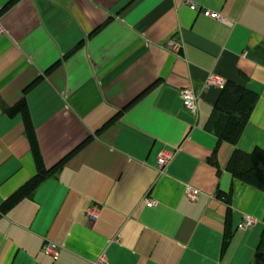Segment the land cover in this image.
Segmentation results:
<instances>
[{"label": "crops", "instance_id": "obj_1", "mask_svg": "<svg viewBox=\"0 0 264 264\" xmlns=\"http://www.w3.org/2000/svg\"><path fill=\"white\" fill-rule=\"evenodd\" d=\"M0 25V205L36 173L23 115L6 107L25 98L46 168L66 157L0 214V264H252L264 191L227 164L264 148V0H0ZM209 73L257 96L235 145L206 128L222 89H202ZM161 149L174 155L159 172ZM244 215L256 222L238 229Z\"/></svg>", "mask_w": 264, "mask_h": 264}, {"label": "trees", "instance_id": "obj_2", "mask_svg": "<svg viewBox=\"0 0 264 264\" xmlns=\"http://www.w3.org/2000/svg\"><path fill=\"white\" fill-rule=\"evenodd\" d=\"M256 98V94L246 87L226 82L213 106L206 128L216 135L219 141H226L235 145L248 122ZM5 111L9 115L22 113L30 150L36 163V173L2 202L0 214L7 212L20 199L31 196L39 183L46 177L53 175L66 159V157L62 158L49 168L43 165L24 97L12 106L6 107ZM227 170L236 179L264 191V148L256 147L249 153L235 149L228 161ZM229 200L230 198L227 197L226 201L229 202ZM231 237L230 209L228 208L224 225L222 252L227 248ZM252 264H264V229L254 253Z\"/></svg>", "mask_w": 264, "mask_h": 264}, {"label": "built area", "instance_id": "obj_3", "mask_svg": "<svg viewBox=\"0 0 264 264\" xmlns=\"http://www.w3.org/2000/svg\"><path fill=\"white\" fill-rule=\"evenodd\" d=\"M189 7L192 10H199L204 16L215 19L226 26H231V21L226 19V17L217 11H212L207 8L200 7L196 3H189ZM3 31L2 26L0 25V33ZM178 47V46H177ZM178 49V48H177ZM226 81L225 79L216 73H209L203 80L202 89H210V88H223ZM179 96L182 101V104L185 108L195 111L196 109V98L197 95L192 86H184L179 90ZM174 155V151L168 149H161L157 155V169L161 172L165 165L172 159ZM184 193L189 201H195L198 198L199 190L191 185H186L184 187ZM155 201L152 199H146L145 204L147 206L155 205ZM87 216L90 220H94L97 217V209L92 207L87 210ZM256 222V219L253 218L251 215H244L241 221L238 223V229H245L248 227L253 226ZM41 252L45 254L51 255L53 258H56L58 255V246L53 243L45 242L42 244ZM98 263L107 264L103 258V256L98 257Z\"/></svg>", "mask_w": 264, "mask_h": 264}]
</instances>
